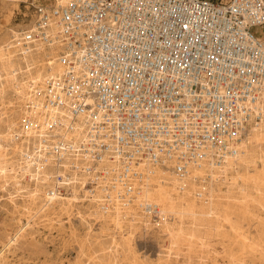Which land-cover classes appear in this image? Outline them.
Instances as JSON below:
<instances>
[{"label": "built area", "instance_id": "obj_1", "mask_svg": "<svg viewBox=\"0 0 264 264\" xmlns=\"http://www.w3.org/2000/svg\"><path fill=\"white\" fill-rule=\"evenodd\" d=\"M32 21L26 42L61 29L63 81L49 103L70 100L73 115L108 128L120 202L142 167L183 177L237 153L264 87V40L252 31L264 27V0H69L33 4Z\"/></svg>", "mask_w": 264, "mask_h": 264}, {"label": "bare ground", "instance_id": "obj_2", "mask_svg": "<svg viewBox=\"0 0 264 264\" xmlns=\"http://www.w3.org/2000/svg\"><path fill=\"white\" fill-rule=\"evenodd\" d=\"M67 1L53 0V4ZM26 31H36L33 21L10 30L7 39L0 41V104H6L8 94L15 101L13 117L4 119L5 136L14 142L12 153L16 156L10 180L20 191L27 187L19 186L23 184L21 178L29 177L34 185L31 202L38 205L35 213L58 203L65 204L60 188H70L73 193L81 188L95 215L119 228L125 223L129 227L150 224L154 216L147 207L156 206L161 232L169 237L172 246L179 247L198 240L201 243L200 227L218 231L222 227L220 219L227 220L232 214V208L224 205L215 192L232 186L238 188L232 191L246 195L250 183L264 181L263 87L253 106L247 132L236 146V154H225L220 163L212 155L191 164L183 177L161 166L142 167V179L133 181V196L120 202L115 198L117 187L113 178L121 163L113 153L114 140L108 128L87 115H73L70 100H65L64 106L49 103L63 81V67L58 61L62 51L60 27L51 23L46 29L52 38L49 43L39 39L26 42ZM259 113L262 118L258 121L255 116ZM103 145L108 147L104 150ZM96 154L100 159L95 158ZM6 157L0 146V173L8 169L6 164L11 159ZM47 187L52 189L48 191ZM255 189L258 190L257 186ZM246 205L242 202L240 208ZM186 216L191 219L188 226L184 225ZM2 255L0 252V264Z\"/></svg>", "mask_w": 264, "mask_h": 264}, {"label": "rangeland", "instance_id": "obj_3", "mask_svg": "<svg viewBox=\"0 0 264 264\" xmlns=\"http://www.w3.org/2000/svg\"><path fill=\"white\" fill-rule=\"evenodd\" d=\"M39 3L53 0H0V41L7 39L10 30L29 24L33 4ZM252 31L264 40V27ZM7 97L6 104H0V146L11 159L8 169L0 173L1 264H264V181L250 183L246 195L232 191L238 189L232 186L215 192L232 208L228 221L220 217L218 231L200 227L201 243L179 247L161 232L159 217H151L150 224L129 227L125 223L122 228L97 217L81 188L76 193L60 188L66 203L35 213L38 205L31 202L34 185L29 177L21 178L19 186L27 187L20 191L10 180L16 156L14 142L5 136L4 119L13 117L15 101ZM242 202L247 207L240 208ZM184 221L188 226L191 219L186 216Z\"/></svg>", "mask_w": 264, "mask_h": 264}]
</instances>
